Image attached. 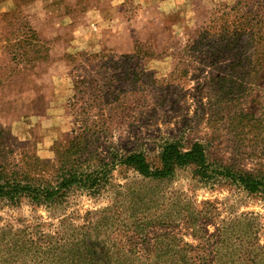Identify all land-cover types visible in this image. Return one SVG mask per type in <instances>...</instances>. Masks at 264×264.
I'll return each mask as SVG.
<instances>
[{
    "label": "rangeland",
    "instance_id": "rangeland-1",
    "mask_svg": "<svg viewBox=\"0 0 264 264\" xmlns=\"http://www.w3.org/2000/svg\"><path fill=\"white\" fill-rule=\"evenodd\" d=\"M232 1L0 0V175L57 185L75 131L98 112L125 111L122 119L100 121L109 130L93 141L90 155L80 154L86 173L102 162L99 181L72 184L52 202L0 199L4 264H65V244L81 235L96 244L98 264H106V249L145 253L164 237L202 244L222 220L245 213L257 215L264 245L259 193L221 175L202 178L192 164L153 181L112 164L115 155L141 151L157 165L164 140L178 139L185 147L203 143L214 166L264 175V88L216 102L206 88L211 67L178 54L218 4ZM19 47L27 52L15 56ZM105 50L140 53L106 65L128 70L132 85L118 81L126 95L99 101L86 117L81 108L92 97L76 93L74 74L83 57Z\"/></svg>",
    "mask_w": 264,
    "mask_h": 264
},
{
    "label": "trees",
    "instance_id": "trees-1",
    "mask_svg": "<svg viewBox=\"0 0 264 264\" xmlns=\"http://www.w3.org/2000/svg\"><path fill=\"white\" fill-rule=\"evenodd\" d=\"M25 52L26 49L19 47L15 49L14 55H23ZM138 54L140 53L118 55L111 50H105L83 57L79 65L84 67L78 71L79 74H74L76 77L80 76V79L73 80L76 93L92 97L88 99L90 103L81 108L83 115L97 112L96 104L101 100H115L119 95H126L124 87L121 88L118 81L126 79L132 85L128 70L119 71L115 66L107 68L106 65L120 64L123 59L128 63L129 59ZM178 54L180 59L187 62L211 67L206 88L211 94V100L216 102L222 94L233 99L232 96L236 93H252L264 88V0H234L218 4L195 37ZM91 102L95 104L91 105ZM98 114L96 120H92L90 124L85 123L75 131L67 150L72 157L60 161L57 185L36 186L22 183L21 178L16 175H0V199L13 200L24 195L37 203L52 202L60 195L61 189H67L72 184L91 185L99 181L98 169L102 167V159L98 160V169H95L96 166L86 173L81 168L84 161L79 158L80 154L86 151L90 155L93 141L109 130L104 124L99 127L100 121L107 116L114 118V115L122 119L125 111L118 110L111 115L101 111ZM243 118L244 121L259 122L252 115ZM112 161V164L130 167L141 178L152 181L171 177L176 168L192 164L202 178L221 175L246 192L259 193L264 198V175L227 165L214 166L215 163L207 158L205 145L197 141L185 147L178 139L164 140L160 145L157 165H151L141 151L115 155V160ZM260 229L257 215L245 213L222 220L215 232L203 239L202 244L192 245L181 240L177 242L174 236L164 237L155 250L145 253L136 247L130 248L129 253L127 250L110 253L106 249L105 263L264 264V245L259 243L258 238ZM95 245L94 242L87 243L83 235L77 239L72 238L65 244L66 255L62 261L65 264H98L99 256L94 249ZM15 261L12 259L11 262ZM45 261L47 259H44L43 264ZM4 262V253L0 250V264Z\"/></svg>",
    "mask_w": 264,
    "mask_h": 264
}]
</instances>
